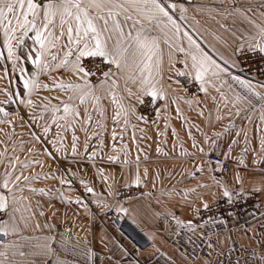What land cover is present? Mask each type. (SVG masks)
<instances>
[{
    "label": "crops",
    "instance_id": "1",
    "mask_svg": "<svg viewBox=\"0 0 264 264\" xmlns=\"http://www.w3.org/2000/svg\"><path fill=\"white\" fill-rule=\"evenodd\" d=\"M176 5L181 34L188 31L201 47L215 53L221 64L220 56L235 60L236 67L229 65V71L264 93L260 86L264 82L237 73L234 54V50L249 51V44H257L264 27V0H197ZM53 31L60 36L58 26ZM33 35L29 33L18 49L21 60L14 69L17 62L7 59L0 31V76L4 78L0 91H7V101L13 107L6 117L12 129L8 126L0 131V140H6L0 141V171L12 174V180L20 176L17 183L23 191L15 195L26 197L16 205L18 212H7L9 223L15 215L19 231L0 234V252H6L10 264H264V109L259 97L227 76L214 81L215 86L205 84L206 91L198 94L182 89L175 80L179 76L175 69L182 70L183 65L176 62L169 70L168 47L161 41L158 87L163 86L167 99L144 94L137 100L127 90L140 95L135 84L130 80L126 84L116 73L114 93L128 115L122 114L114 122L117 107L110 91L114 77L95 84L92 91L100 97L98 101L91 97L84 103L78 98L70 100L76 90L59 85L83 84L84 80L71 64L58 67L69 50L67 35L48 47L44 56L50 65L47 70L26 59L29 54L34 58L38 47L30 38ZM69 59L75 60V56ZM111 68L115 72V66ZM34 71L38 87L22 97V81ZM237 92L248 95L251 105L234 103ZM145 96L162 101L151 121L137 111ZM8 103L0 101V107ZM64 103L79 115H65ZM94 109L103 124L101 131L97 129L102 149L82 142L97 137L94 129L98 125L91 116ZM98 109L103 110V116ZM92 154L101 155L102 162L90 161ZM210 154L223 155L232 166L231 173H223L216 162L209 161ZM130 186L142 188L143 193L116 202L118 189ZM226 189L228 197L224 196ZM236 189L256 194L258 204L225 218L198 220L205 205L232 198ZM88 204L127 209L110 223L113 235L96 221ZM4 244L9 247L5 249ZM46 246L51 247V253Z\"/></svg>",
    "mask_w": 264,
    "mask_h": 264
},
{
    "label": "snow or ice",
    "instance_id": "2",
    "mask_svg": "<svg viewBox=\"0 0 264 264\" xmlns=\"http://www.w3.org/2000/svg\"><path fill=\"white\" fill-rule=\"evenodd\" d=\"M176 9L177 5L173 0H0V31L3 32L7 59L17 62L13 63L14 69L21 60L17 51L23 46L25 37L29 33H34L30 38L33 44L38 47L35 48L34 58L29 54L26 59L31 60L32 64L41 70H47L50 67L49 62L44 59L48 47L55 46V42H58L66 34L69 50L65 52V58L61 60L58 67H67L71 64L73 71L77 75L82 74L81 78L84 80L83 84L59 85L61 89L76 90V95L70 96V100L78 98L81 103H84L86 97H91L94 102L100 99L92 91L95 86L87 79L92 75V72L82 66L81 58L100 57L102 63L106 61L109 66L114 65L115 72L109 67V71L104 73L106 78L114 77L110 85L113 103L117 107L115 115L112 117L114 122L122 114L128 115V109L116 99L114 93L118 83L116 73L125 78L126 84L129 80L135 84L140 95L132 93L130 88L127 90L129 95H135L137 100L144 94L153 98L158 97L161 100L167 99L163 86L158 87L162 79L163 50L161 41L168 47L170 71L173 70L172 66L179 62L183 65V69H175L177 75L194 76L195 80L200 82L201 91H206L205 84L215 86L213 82L221 80L222 76L231 77L247 93L259 97L260 106L264 109V93L257 92L250 81L241 79L229 71V65L236 67L235 60L230 61L220 56L219 59L223 61L221 64L214 58L216 54H210L209 51L201 47L200 43L188 31H183L181 34L182 26L175 17ZM180 9L183 12V5H180ZM183 19L184 16L181 14L179 20ZM57 26L60 29V36L54 35L53 30ZM248 49L264 53V27L260 28L257 44L255 46L249 44ZM234 54L242 53L237 49L234 50ZM2 55L0 53V56ZM73 55L75 60H70L69 57ZM52 59L56 60L57 57L53 56ZM20 70L24 71L23 68ZM36 75L37 73L34 71L31 78L23 79L22 97L30 95L32 89L38 87ZM260 86L264 88V84ZM236 102L251 105L248 95L239 92L235 94L234 103ZM4 103H8V101L6 100ZM27 103L31 104V101H27ZM239 110L237 108V113ZM2 111L4 109H0V112ZM53 111L56 109L53 108ZM63 111L65 115L70 113L79 115L78 112H74L69 103H64ZM98 111L101 116L104 115L103 110L98 109ZM53 119L57 118L53 117ZM88 119L90 120L91 117L88 116ZM98 127H103V124L98 123ZM44 131L47 132L48 129ZM113 137H115V133H113ZM73 141V152L75 153V137ZM262 150H264V142H262ZM11 175L9 174L0 185V188L4 190L0 191V213L18 212L20 209L16 205L19 201L26 199V197L15 195L16 192L23 191V186L17 183L21 177L16 176L15 180H12ZM24 180H28V177H24ZM10 183L14 187H9ZM87 191L91 192L92 189L87 188ZM224 196H229L227 189L224 191ZM115 210L117 213L127 211L120 206H117ZM178 223L181 222L178 221ZM188 227H191V221L188 222ZM10 231H19L15 215L11 217V223L8 220L0 221V234L7 236ZM8 247L9 245L4 244L5 249ZM46 247L47 251L51 253V247ZM20 255H24V253L21 252ZM0 256L4 257V261H0V264H10L7 261L6 252H0ZM89 258H91V252H89ZM58 264H62V262H58Z\"/></svg>",
    "mask_w": 264,
    "mask_h": 264
},
{
    "label": "built area",
    "instance_id": "3",
    "mask_svg": "<svg viewBox=\"0 0 264 264\" xmlns=\"http://www.w3.org/2000/svg\"><path fill=\"white\" fill-rule=\"evenodd\" d=\"M197 0H173L174 3H191ZM237 54L238 70L237 73L245 78L253 79L258 82H264V53L257 51L240 50ZM81 64L86 70H91L92 75L88 76V80L92 83L97 82L105 76L104 73L109 71L108 63L101 62L100 57H85L81 60ZM178 85L192 93L198 94L200 92L198 82L188 76H177L175 78ZM162 106L161 100L153 99L149 96L142 98L140 104L137 107L138 114L146 121L153 120L157 115V110ZM209 161L216 162L219 165L220 170L225 174H230L232 170L231 164L221 154H210L207 156ZM135 190H123L119 192L116 200H125L128 197L142 193L138 188ZM258 203V196L254 193H244L236 189L230 199H221L211 206L198 212L197 218L199 221L213 220L219 218H225L231 214H236L245 210H249L256 206ZM6 214L0 213V221L6 220ZM95 218L104 226L105 229L111 234L109 225L117 220V213L114 206L111 208L95 214Z\"/></svg>",
    "mask_w": 264,
    "mask_h": 264
},
{
    "label": "rangeland",
    "instance_id": "4",
    "mask_svg": "<svg viewBox=\"0 0 264 264\" xmlns=\"http://www.w3.org/2000/svg\"><path fill=\"white\" fill-rule=\"evenodd\" d=\"M105 76L103 77V79H101V80H99V81H97V82H94V83H92L94 86H95V84H97V83H99V82H102L103 80H105ZM87 79H88V77H87ZM4 80V78H3V76H0V84H1V82ZM8 94H7V91H0V101H6V100H8L9 99V97L7 96ZM10 100V99H9ZM12 108L13 107H11V103H8V104H5V106H2V107H0V109H4V111H2V112H0V131H4V130H7L8 129V123H7V119H6V117H7V113L8 112H10L11 110H12ZM16 109V108H15ZM92 113L93 114H91V116L93 117V121H94V124L95 125H98V123L99 124H101V122H102V120H101V118L99 117V116H96V114L98 113L97 111H96V109H94L93 111H92ZM19 125V124H18ZM17 127V126H16ZM99 127L98 126H95V129H94V133L96 134V136L97 137H93V138H88V139H85L84 138V140H82V142H87V146L88 147H95V148H99V149H102V136H101V133L99 132V131H97V129H98ZM9 129H12V126H9ZM100 131H101V127H100ZM98 133L100 134V135H98ZM0 141H3V142H5L6 140L5 139H2V140H0ZM80 142H81V140H79ZM1 143V142H0ZM49 157V156H48ZM89 159H90V161H92V162H94L95 164H100V162H102L101 160H102V156L101 155H96V154H92L90 157H89ZM0 168H1V165H0ZM62 172H64V178H67L68 177V175H67V173L65 172V171H62ZM7 177V174L6 173H4V172H1L0 171V184H3V181H4V179ZM134 188H138V189H140L141 191H142V193H143V190H142V188H140V187H133V186H130V187H123V188H119L118 189V191H117V193L118 194H120L119 192H121V191H125V190H135ZM142 193H139V194H135V195H132V196H130V197H128V199H130V198H132V197H135V196H139V195H141ZM116 197H118V195H116ZM125 200H127V199H125ZM125 200H122V201H125ZM122 201H120V200H116V202H122ZM258 204V203H257ZM96 206H94V207H91L89 204H88V208H89V210H90V212L92 213V215L95 217V214L97 213V214H99L100 212H103L104 210H107V209H109V208H111V206L109 207V206H107L106 204H103V205H100V204H95ZM106 207H108V208H106ZM114 208H115V206H114ZM205 208H207V207H205ZM205 208H203V209H205ZM116 209V208H115ZM203 209H201V210H203ZM201 210H199V211H201ZM117 213V212H116ZM6 215V220H7V213H5ZM117 218H118V213H117ZM96 221L100 224V222L96 219ZM103 228H104V226L102 225V224H100ZM111 235H113V232H111Z\"/></svg>",
    "mask_w": 264,
    "mask_h": 264
},
{
    "label": "bare ground",
    "instance_id": "5",
    "mask_svg": "<svg viewBox=\"0 0 264 264\" xmlns=\"http://www.w3.org/2000/svg\"><path fill=\"white\" fill-rule=\"evenodd\" d=\"M244 148V147H243ZM215 236V235H214Z\"/></svg>",
    "mask_w": 264,
    "mask_h": 264
}]
</instances>
